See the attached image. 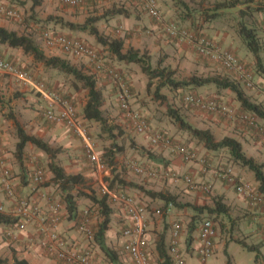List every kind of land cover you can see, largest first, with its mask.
I'll return each mask as SVG.
<instances>
[{
	"label": "crops",
	"instance_id": "0c3cea01",
	"mask_svg": "<svg viewBox=\"0 0 264 264\" xmlns=\"http://www.w3.org/2000/svg\"><path fill=\"white\" fill-rule=\"evenodd\" d=\"M5 2L11 7H16L19 9L26 10L27 8L33 10V5L30 4L29 1L31 0H0ZM33 1V0H32ZM159 8L167 17L170 16L174 20H177L178 23L181 24H188L193 23L197 19L194 16L184 15L180 6L173 7V10L165 12L163 9V0H157ZM187 3V7L183 6L185 9L191 8L190 0H183ZM221 1V0H214L213 2ZM256 3L258 2L255 0ZM126 0H99L98 3H102L104 5H108V9L105 13H102L98 17V22L96 24L99 32L101 34H105L110 38H123L125 41V48L126 42H132V44H136L135 39H132L130 34L132 32H128V37L122 34L123 32L121 29L124 28H132L136 30L141 37V35H145L147 29L152 30L148 41L150 50H156L154 47L159 44H162L161 37L165 36L163 33L160 35L158 24L155 23V20L148 14V13H136L133 11H128L127 15H122L117 13L118 3H125ZM47 6L49 4L52 5V1L46 0L45 2ZM43 4V0H42ZM41 4V5H42ZM60 4V3H59ZM93 2H88L85 5L79 7H69L64 6L61 4V10L55 12L52 7H49V11L51 14H55L58 16H62L65 18V26L62 24H57V20H55L54 24L57 29L59 27H64V29H68V34H75L78 35L80 33L88 34L89 31H80L74 27L69 26L67 23H73L75 25H82L87 23L88 19H91L90 11L92 8H95ZM175 4V3H174ZM208 4V2L203 3V7ZM213 4V3H211ZM39 5V6H41ZM256 6V4H252ZM39 6H37L34 11L38 13ZM57 6V5H56ZM65 9H62L64 8ZM204 7V8H205ZM73 9V10H71ZM192 10V9H190ZM66 11V12H65ZM71 11H75L76 15L69 13ZM35 13V14H36ZM23 15V14H22ZM256 14L253 16L257 17V26L264 30V15L263 14ZM120 16V17H119ZM255 17V18H256ZM22 18V17H21ZM135 18V19H133ZM21 20V19H20ZM96 20V19H95ZM18 21V20H16ZM60 21V19H59ZM62 21V19H61ZM116 21V24L114 23ZM48 22H52L49 20ZM99 23H101L99 25ZM198 23L202 26L199 27L203 32L208 34V36L212 37L216 40L221 46L224 48H228L229 50H233L241 59H243L249 66L252 68L254 72L255 84L256 87L253 89H246L244 88L246 94L251 98V100L262 103L264 105V35L262 40V46L259 53V57L261 60V67L257 65V59L250 51H245L243 54L240 53V49L243 48L242 45L245 47V43L242 45L236 43V38H241L239 33H233L232 30L229 28H219L217 25L213 24L210 20L201 19ZM218 24V23H217ZM95 25V24H94ZM0 27H4L9 31L17 32L19 35H26L31 37L29 34L26 33L25 27L22 23H14L6 21L5 19L0 18ZM209 29L212 30L210 32ZM146 31V32H145ZM90 34V33H89ZM126 35V36H127ZM135 35V34H134ZM146 36V35H145ZM94 40L98 43V47L104 48L107 54H110L108 49L101 45L97 39L92 35ZM130 37V38H129ZM143 38V37H142ZM148 39L144 37L143 40ZM177 41V40H176ZM177 47L180 48V52H183V56L185 55V61L188 62V65L195 69L196 71L203 72L205 71L206 67H209L212 70L213 63L211 60H207L200 55H196L194 52V48L192 46H188L185 44L182 45L181 42H177ZM128 47V46H127ZM42 49V48H41ZM49 49V48H48ZM135 49H139V47H135ZM246 49V48H245ZM47 55H57L63 57L59 53H50L46 48L42 49ZM51 50V49H49ZM127 50V49H126ZM0 52L4 55L5 58L13 61L14 63L30 69L31 71L34 70L37 76L40 79L47 80V84L52 89L59 91L64 97H67L70 101L75 103L77 110L83 111V108L87 101V96L83 99L81 98L80 93H82V88L77 89L74 83L68 84L66 80V76H61V73L55 72L53 69H47L43 66V64L35 62L33 57L26 55L22 50L11 48L7 45L0 44ZM240 53V54H239ZM151 55L153 52L150 53ZM113 57V56H111ZM76 63L72 62L74 66L78 69H81L77 64L80 63L81 59L74 58ZM161 61V60H160ZM159 61V63H160ZM129 64V63H125ZM219 66V65H218ZM164 67V66H162ZM169 68V67H168ZM223 73H228L226 70H223ZM59 72V71H58ZM224 75V74H223ZM228 75V74H227ZM214 76V75H211ZM72 78V77H69ZM96 78H99L96 76ZM74 80V79H73ZM212 87L213 91L215 90L216 93L215 97L220 98L221 100H226L230 104L240 107L241 104L236 100V96L234 92L228 89H219L215 85ZM195 88V87H194ZM210 89V87H207ZM205 87H199L195 89V93L203 92V90H207ZM19 91L23 94L21 96H26V99H30V102H37L42 101L36 94L31 93L29 91L20 89V87L14 82L12 78L9 76H4L0 78V95L9 94L13 100L15 99L16 92ZM212 91V90H211ZM211 93H214V92ZM14 92V93H13ZM204 92H208L204 91ZM210 92V91H209ZM206 94V93H205ZM37 96V97H36ZM34 97V98H33ZM105 98V97H104ZM17 100V99H16ZM136 100V99H135ZM15 101V100H14ZM235 103H238L237 105ZM150 114V112H149ZM5 117L4 112H0V118ZM154 118L155 116L151 117ZM222 120H218L216 118L210 117V123L205 126H201L202 129H210L213 133L216 131V134L223 132L225 136L234 137L237 140L245 139L247 141L248 150L253 149L256 152L261 153L264 151V137H260L258 135H254L251 131L244 129L240 126L235 125L234 123L230 122L227 119L221 118ZM16 122L20 123L17 120H9L7 118L0 119V139L3 143V150L5 160L7 161L8 165L12 170V180L14 185V192L10 195L7 191L4 190L2 185V180L0 177V205L5 208L6 214L9 213L13 207L17 204L18 200L21 198H27L34 202L35 204L41 206L43 213L48 214L52 208V205L49 206L48 202V193H50L51 189L53 188L50 185H47V182L51 180L53 174L51 171H48V177L46 183L36 184L32 180V175L37 169L43 170V158H47L46 154L43 153L40 149L35 147L32 144H28L22 153L17 152L16 145L19 141L18 138V131ZM160 122V121H159ZM7 123V125H6ZM86 124H96L94 121H86ZM23 126V123H20ZM39 125L41 126L40 119L36 117L29 123L26 121V126L23 128L30 134L36 135L39 134L43 138V132H39ZM33 126L36 129L37 134L34 132H30L29 128L32 129ZM65 126L64 123H57L51 126V129L48 130L45 137L46 141H48L51 145L59 143L61 147L65 150L61 156H58V159L61 160V165L65 167L66 171L69 174H77L82 173L84 176L89 180V183H100L104 184L106 181L102 179L103 174L105 176H112L111 168H108L107 171H100L96 169H92L89 161L86 157L84 145L82 139L76 135L73 131L63 130ZM28 129V130H27ZM99 130V127L96 128ZM34 130V129H32ZM101 130H99V133ZM143 137H131L132 140L130 141V145L126 147L125 153H123L122 157H119L117 161L119 162L116 166V173H120L121 175L126 174L131 180L136 182L138 186L135 188H131L127 190L130 196H134L139 202L146 205L148 211V238H149V245L150 250L152 251L154 261L158 254L156 253V242L158 237L161 235H165L166 243L169 244L170 238L169 234L172 232V226L174 223L179 222L182 224V237H181V248L183 254L186 259L187 264H193V262L188 261L186 257L190 256L192 258H196L199 261L205 263L207 260L201 258L200 248L202 246L200 240L201 234V223H199L196 231L192 234V241L191 246H189L188 237L190 231V225L194 218V216L201 212L200 209H196V207L200 208L202 206H213L214 198L215 197H222L224 201L227 203L229 208H231V200L228 198L226 192L230 190V185L226 182L219 179L217 176L214 175L215 169L218 166H215V161H213V156L216 154H211L209 150H207L204 146L201 148L194 149L197 152L198 159L194 161H185L181 156L176 153H173L169 149L154 147L150 143V139L148 135H142ZM95 141V140H94ZM96 142V141H95ZM109 142V141H107ZM126 142V140L124 141ZM104 144H106V140H104ZM99 145V144H98ZM192 145H194V141H192ZM98 152H100L98 150ZM101 151L100 153H103ZM258 153V154H259ZM67 156V157H64ZM127 158L126 161H123ZM201 157L208 158L209 162L212 163V166L204 168L205 166L202 165L200 162ZM256 156L252 157L255 158ZM121 158V159H120ZM134 158L136 161L142 163L143 165L146 164L152 167H158L163 169H169L179 173L181 176H190L192 177L195 182L199 185L197 190L192 189L183 181V179L179 181H172V180H158V179H150L147 177L139 176L134 174L129 168H126L125 165L128 161ZM212 158V159H211ZM123 159V160H122ZM256 159V158H255ZM47 163V162H46ZM223 163V162H221ZM220 163V164H221ZM229 168L233 171V165L242 166L234 163H226ZM220 167V166H219ZM223 167V166H222ZM221 167V168H222ZM109 178V177H108ZM107 178V179H108ZM106 179V180H107ZM220 183V188L218 187ZM202 186H210L212 190L211 193L205 192L201 189ZM258 186V185H257ZM105 187V186H104ZM85 191V190H84ZM147 191H153L159 193L156 197H152L148 195ZM87 192V191H86ZM161 194V196H160ZM164 196L174 198L175 202L167 203L164 200ZM242 196V195H241ZM238 196L239 202H243L248 204L249 210L253 213L264 215V205L254 206L248 201L245 197ZM79 200V198H78ZM80 202V201H79ZM238 203V201L236 202ZM119 205V209H115V213L112 217V224L111 228L106 232V244L115 250L119 254V264H133L131 258L126 253L124 249V245L126 242V238L123 235L124 229L129 225L130 218L125 210V208L121 204ZM251 214V213H250ZM206 216V215H205ZM260 229L262 226L259 227ZM58 232L65 241V248L69 250H77V251H90L95 259L100 264H113L110 259L103 253L100 246L95 242L93 239H87L84 234H82L78 230L77 220L70 219L68 212L66 209L61 213V220L58 226ZM264 233V229L262 230ZM13 234V235H12ZM11 237H10V236ZM9 236V237H8ZM40 233L38 230V226L35 224H30L26 229L22 231L16 230L14 227H8L1 225L0 226V257L8 258L11 263H13L14 255L18 256L19 258H24L29 261L31 264H65L61 262L54 255H50L48 251L40 244ZM43 237H47V234H43ZM218 238V237H217ZM154 250V251H153Z\"/></svg>",
	"mask_w": 264,
	"mask_h": 264
},
{
	"label": "built area",
	"instance_id": "2783aa9c",
	"mask_svg": "<svg viewBox=\"0 0 264 264\" xmlns=\"http://www.w3.org/2000/svg\"><path fill=\"white\" fill-rule=\"evenodd\" d=\"M60 4L69 7L82 6L86 0H57ZM141 4L147 13L164 27L165 32L172 39L179 42H186L203 58L220 64L232 76L239 80L247 89L256 87L254 75L245 62L237 56L232 50L224 48L216 40L210 38L202 31L189 30L174 23H167L164 15L159 8L157 0H135ZM0 15L12 17L16 20L21 19V15L14 9L0 6ZM42 38L46 47L52 50H58L71 58L87 60L92 69V75L107 78L113 81H124L122 73L117 69L106 64L101 58L96 48L85 42L81 38L65 35L56 31L45 30ZM9 76L23 90L36 94L45 106L42 108V115L52 122L64 123L66 127L78 135L83 142L86 157L91 168L107 171L102 153L96 150V144L93 138L88 134L87 128L82 124L83 120L78 116L77 108L70 100L57 90L52 89L42 79H40L31 70L22 67L13 61L0 55V78ZM131 92L125 85L118 88V102L124 111L126 118L131 122L136 131L149 136L152 146L171 150L173 153L181 156L185 161H194L198 159L197 152L190 146L180 142L167 132H156L145 117L132 109L130 104ZM184 103L192 109L201 112L219 115L233 122L242 123L247 127L254 129L258 136L264 137V126L259 118L250 113L238 112L232 104H227L215 96H205L199 93H189L184 97ZM204 168L210 166L208 159L200 158ZM132 169L139 175L150 179L179 181L183 179L189 187L194 190L199 185L190 176H181L179 173L158 167L148 165H138L133 163ZM215 174L225 179L229 185L233 186L237 193L248 199L254 206L264 203V196L258 191V187L250 183L242 182L233 175V171L228 167H217ZM0 177L4 190L10 195L14 192L12 180V170L5 160L3 143L0 139ZM44 179L42 169H37L32 180L36 184H41ZM202 190L210 192V186H202ZM104 193L109 194L110 198L116 204H121L129 218L130 223L124 229L123 235L126 238L124 249L131 258L133 264H155L152 253L149 249L148 238V211L144 204L139 203L134 197L114 193L105 187ZM63 206L55 203L48 214H43L41 206L35 204L27 198H21L13 209L7 213L17 219L14 228L18 231L26 229L30 224L38 226L40 233L39 242L58 260L65 264H100L90 251H77L65 248V241L58 232V226L61 220V210ZM0 212L6 213L5 208L0 205ZM89 213L86 211L80 218L77 225L79 231L88 239H92L94 232ZM182 224L176 222L172 226V232L169 241V253L173 264H187L181 248ZM47 234V237H43ZM13 235V234H12ZM217 237V229L212 219H205L201 225L200 248L201 258L207 260L212 254Z\"/></svg>",
	"mask_w": 264,
	"mask_h": 264
},
{
	"label": "rangeland",
	"instance_id": "374dc122",
	"mask_svg": "<svg viewBox=\"0 0 264 264\" xmlns=\"http://www.w3.org/2000/svg\"><path fill=\"white\" fill-rule=\"evenodd\" d=\"M50 1L53 2L52 5L49 4L47 6V4L45 3L46 0H43V4L41 6H39V8H37L38 13H36L34 11V9L31 10V8L30 9L27 8L26 10H24V9L18 10V8L14 7V6L11 7L8 4H6L5 2L0 1V6H5V7L11 8V9H14L22 17L21 20H18V21H16V19H14L12 17H7V16H3V15H0V18L5 19L6 21H9L11 23L13 22V24L14 23H17V24L22 23V25L25 27L26 33L29 34L34 39V41L40 46V48H42V49L46 48L50 53H54V54L59 53L60 55H63L65 59L70 61V63H72V62L76 63L74 58H71L68 55L63 54L58 50H52V49L49 50L48 47H46V45L44 44V40L42 38L43 32L45 30H48V31L53 30V31H56V32L61 33V34L81 38L85 42H87L88 44H90L91 46H93L94 48L97 49L99 55L105 61L106 64L110 65L111 67H114L115 69H117L118 72L122 73V75L124 76L123 77L124 81L122 83L119 81H113V80L103 78V77L97 78L98 86H99V88H101L103 90L104 97H105V103L103 106V113H104L105 117H107L111 123L119 125L124 131V136H121L117 139V141L120 143V145H124L125 147H127L131 144L130 143V141L132 140L131 137H133V138L134 137H143L142 135H145V134L138 133L136 131L134 126L131 124V122L126 118L124 111L121 109V107L119 105L118 88L120 87V85H125L127 88H129V90L131 92L130 104H131L132 109L138 113H141L145 117V119L150 123V125L153 127L154 131H156V132H167L171 136H173L174 138L178 139L180 142L192 147L195 150L196 149L199 150V148H201V146H203V148H204L203 144H199L196 140H193L192 137L190 136V134L184 130H181L177 126V124L168 115V106H171L172 108L177 110L179 112V114L188 123H190L191 125H193L194 127H197V128H200L201 126L208 125L210 123V120H209L210 117H212V118L214 117L218 120H222L221 118H224V117H221L219 115L210 114V113L201 112L197 109H192L191 107L187 106L184 103V97L189 93H195V89L199 88V87L194 88L193 86H189V87L186 86V87L180 88V89H173V88L167 87V86L163 87L161 89L160 93L164 94L167 97V104L161 102L160 100L157 99V96H156V89H157V85H158L159 81L154 80L153 83L151 84V86H149L150 79L143 72V70L139 64H136V63L125 64L128 62L119 61L115 57H111V54H107L106 50L104 48L98 47V43L96 42V40H94L92 35L89 33L88 34L80 33L78 36L75 34H68L67 32H69V30L64 29V27H59L58 29L56 27H54L55 26V24H54L55 20H57L56 21L57 24H62L63 26H65L66 23L64 20L65 18L63 16L61 18V16H58V14L57 15L51 14V12L49 11V7H52L53 10H55V12H57L58 10H61V8H60L61 4H59V2L57 0H50ZM98 1L99 0H86V2L84 3V5H85L88 2H93L92 5L95 8L91 9V11H90L91 16L90 17H91V19H96L94 21L95 26L98 22L97 21L98 17L102 13H105L106 10L108 9V5L98 3ZM213 1L214 0H190L189 2L191 4V8L185 9L181 5L174 4L175 3L174 0H163V2H164V4H163L164 13L173 10V7H175L177 5V6H180L184 15L194 16V18L197 19L195 22H193V23L190 22L186 25L178 23L177 20H174L172 17L170 18V16L167 17L165 14H163V15H164V18H165L167 23H174L176 25H179L181 27H185V28L192 30V31H194V30L202 31L199 28L202 26L198 23V21H201L202 18L203 19L206 18L204 16L205 15L204 14L205 9H206V7L210 8L212 6L211 3H215ZM257 1H262V3H264L263 2L264 0H257ZM29 2L31 5H33L32 0ZM204 2H208V4H205L206 7L204 6L205 8L202 6L203 5L202 3H204ZM255 3H256V1H255ZM118 6H119L118 8H122L126 12L133 11V12L140 13V14L147 13V11L144 9V7L141 4L135 2V0H126L125 3H118ZM62 9H65V7ZM190 9H192V10H190ZM71 10H73V9H71ZM190 12H191V14H190ZM69 13H72L74 15L76 12L71 11V12H68L67 15H69ZM99 13H100V15H99ZM257 16H259V15H257ZM59 19H60V21H59ZM61 19H62V21H61ZM133 19H135V18H133ZM49 20H52L53 23L48 22ZM244 20L245 19H243V18L238 19V15H237L236 11L230 10L226 13L224 12L221 19H216V20H213L212 22H213V24L217 25L218 29L227 27L230 30H232L233 33H239L238 32L239 25ZM114 23L116 24V21H114ZM155 23H156V21H155ZM100 24L101 23H99V25ZM156 24H158V23H156ZM156 26H158L159 31L162 32V33H160V35H162L164 33L165 36L161 37L162 44H159L158 46L156 45L154 47L156 50H154V51L150 50L149 44H147V43H149L148 41H150L149 37L152 38V36L150 35L152 30L147 29V31H149V32L145 31L146 36L141 35V37H139L138 36L139 34L137 32H135L136 30H134L132 28L128 29V28L123 27V29H121V31L123 33L118 34V35H121V36L124 35L125 37H128L127 33L132 32V34H130V36L132 37V39H135L136 44L133 45L132 42H126V45L128 46V47L126 46V49H128L130 47H133V48L139 47L138 50L142 54L146 55V57L148 56L147 59L150 61L153 68H157L159 66L160 67L164 66L167 68L169 67L170 69H174L176 71L174 78L177 81H188L194 75L202 76V77H208L211 75H218V74H222V75L228 74L229 75V73H223L224 72L223 70H225V68L222 67L218 63H216V65L213 64L211 66L212 70H210L209 67H206L205 71H203V72L196 71L195 69L191 68L188 65V62L184 60L185 55L183 56V52H180L181 47L179 48L176 46L177 42H179V41H176V40L172 39L170 36H168L162 25L158 24ZM208 30L210 32H212L211 29L208 28ZM203 33H205V32H203ZM206 35L208 36V34H206ZM147 36H148V39L145 38L146 40H143V38L147 37ZM210 38H212V37H210ZM236 43L242 45L244 43V40L241 39L240 37L236 38ZM181 44L183 45L184 42H181ZM185 44L190 46L186 42H185ZM242 47L243 48L240 49L241 54H243L245 51H249L248 48L246 47V45H245V47L242 45ZM151 52H153L152 55L150 54ZM194 52L196 53L197 56L199 55L196 51H194ZM159 61H160V63H159ZM213 63H215V62H213ZM77 65L79 67H81V70L84 71L85 73H87V74L92 73L90 63L87 60H80V63ZM54 71L57 73H60L57 70H54ZM32 72L36 74V72L34 70H32ZM63 75L64 74L61 73V76H63ZM42 80H44L47 83V80H45L44 78ZM66 80H67L68 84L72 85L74 83L73 78H69L68 76H66ZM203 87H205V86H203ZM207 87H210V89H208ZM212 87H214V86L213 85H207L206 88H207L208 92H204L207 90H203V92H201L199 90V92H200L199 94L205 95V96L215 95L216 91L215 90L213 91ZM82 90L83 91H82V93H80V95H81V98L83 99L85 96H87V91L83 88H82ZM211 90L214 93H211L212 92ZM20 94H23V93H21L19 91L16 92V94H15L16 96H14L15 101L10 97L12 95H9V94H3L2 96L0 95V112L1 113L4 112V116H5L3 118H7L9 120L12 119V121L17 120L20 123H23V126L25 127L26 121H29V123H30L31 121H33V119L38 117L40 119L41 126H42V128H41L39 125L38 131L41 133L43 132L42 133L43 134L42 139L46 140L44 136H46L47 133H49L48 130L51 129L52 124L49 123L45 119L44 115H42V113H43L42 108H44V106H45L44 102H42V101L30 102V99H26V96H21ZM235 104L237 105L238 103H235ZM149 112H150V114H149ZM78 113L81 114L82 111L78 110ZM152 116L156 117L155 120H154V118H151ZM3 118L1 117L0 119H3ZM224 119H226V118H224ZM82 124L87 128L88 134L93 138V140L96 141L95 144H96V150L97 151L98 150L100 152L104 151L107 146H110V144H111L110 141L107 142V140H106V144H104V140L99 137L100 136L99 135L100 134L99 133L100 125L99 124H97L98 126H96V124H86V122L85 123L82 122ZM6 125H7V123H6ZM97 127H99V130L96 129ZM32 129H34V130H32ZM32 129L29 128L30 132H34V134L38 133L36 131L37 128H35L33 126ZM63 130L65 131V130H67V128L64 126ZM37 135L40 136L39 134H37ZM214 135H215L217 140H220L223 137H225V133H223V132L216 134V131H215ZM125 140H126V142H124ZM192 141H194V145H192ZM239 141L242 143L243 148H244V152L248 157L256 156L255 157L256 159L255 158L254 159L258 163H261V164L264 163V151H261V153L258 152L259 153L258 154L256 152V150H253V149L248 150L247 141L245 139H241ZM150 143H151V141H150ZM52 146L59 147L60 144L57 143V144H53ZM210 152H211V154L216 153L213 156V161H212V162L215 161V166H218V167L219 166H221V167L227 166L225 164L228 162L231 163V161H232L229 153L226 150L210 151ZM63 153H65L64 149H63V152L59 156H61ZM122 155L123 154H119L117 156V159L119 157H122ZM64 157H67V156H64ZM201 158H204V157H201ZM126 159L127 158L125 157V159L124 160L122 159V160L126 161ZM58 161L60 164H62L61 160L58 159ZM46 162H47V158L46 159L43 158V170H42L43 174H44L43 183L47 182L48 171H49V168H48V165ZM221 162H223V163H221ZM117 163H119V162H117ZM210 164L212 166V163H210ZM144 165L146 166V164H144ZM233 175L235 177H238L244 183H250L253 186L258 187L257 186L258 182L256 180L255 173L246 167L239 168V166L233 165ZM108 177L110 178L111 176H105L103 174L102 179H104L106 181L104 184H100V183L98 184L95 182V183H92L89 185V187L94 189L95 193L99 197H101L104 194L105 187L108 188L109 181L106 180ZM218 187L220 188V183H219ZM84 190L87 191L88 193H91V191L89 189H84ZM226 194H227L228 198L231 200L232 206L230 208V212L228 214H222L220 216H213V217L209 216L208 217V215H206L203 217L204 219H206V217L208 219H212L216 223L217 232H218L217 237L218 238L216 237V243L214 246L213 254L207 259V262H205V263L199 261L196 258H192L190 256H188L186 258L188 259L189 263L193 262V264H264V233L262 232V230L264 229V215L253 213L252 211L249 210L248 204L243 203V202L242 203L239 202L238 196H241V195L236 192V190L233 186H230V190L228 192H226ZM47 196H48L47 200L49 202V206H51V205L53 206L55 203H60L63 206L61 213H62V211H64L66 209V206H65V203L63 200V196H62V193L60 191H57L55 188H52L50 193H48ZM78 201H80L79 207H80L81 216L86 211H88L89 218H90L91 223H92L91 226H92V228H95L97 226V224L102 220V217L99 214L97 208L95 206H93V202L88 198L79 197ZM237 201H238V203H236ZM262 205H264V203L260 204V206H262ZM114 206H115V209H119L118 208L119 205L115 204ZM91 209H92V211L90 213ZM43 214H45V213H43ZM201 222H202V219H201ZM260 226H262L261 229L259 228ZM196 233H197V231H196ZM170 236H171V233L169 234V238H170ZM234 237L246 240V242L249 245H256V244L262 243V245L260 247V251L258 253L259 258L257 259V252H252V251H249L248 249L244 248L240 243H238L237 241H235L233 239ZM155 255H156V253H155ZM156 257H158V256H156ZM155 259H156L155 264H160L158 261L159 259L158 258H155Z\"/></svg>",
	"mask_w": 264,
	"mask_h": 264
},
{
	"label": "trees",
	"instance_id": "16d2710c",
	"mask_svg": "<svg viewBox=\"0 0 264 264\" xmlns=\"http://www.w3.org/2000/svg\"><path fill=\"white\" fill-rule=\"evenodd\" d=\"M174 1L177 5L187 7V3L183 0ZM254 3L255 0L216 1L210 8L206 7L204 16L206 17L205 20L213 21L216 19H221L224 12L226 13L230 10H234L238 15V19H245L240 23L238 32L243 38L248 50L256 57L257 65L260 68L261 60L259 57V53L263 48V36L261 35H264V30L261 29V27L259 28L257 26L258 19L253 15H264V3H262V1H258L257 3H255L256 6H253L252 4ZM41 4L42 0H33V9ZM117 13L127 15V12L122 8L117 9ZM94 21L95 19H88L87 23L82 25H75L73 23L67 24L80 31L88 30L89 33L93 35L101 45L108 49L111 56L115 57L117 60L139 64L143 72L150 79L149 86H151L154 80L159 81L156 89V96L157 99L161 102L167 104V97L164 94L160 93L161 89L166 86L173 89H180L186 86L203 87L207 85H215L219 89H228L234 92L236 100L241 104L240 107L233 105L237 108L238 112L250 113L257 116L264 126V105L262 103L251 100V98L246 94L244 90L245 86L239 80L235 79L232 74L226 69L225 70L229 73V75L218 74L208 77L194 75L188 81H177L174 78L176 74V71L174 69L160 66L157 68H153L150 61L147 59L148 56L146 57V55L142 54L138 49H135L133 47H130L126 50L125 41L122 38H110L108 36H105L104 34H101L98 28L94 25ZM0 44L22 50L26 55L33 57L35 62L43 64L45 68L54 69L64 74L65 76L72 77L74 79V85L76 88H83L87 91V101L83 108V111L81 114H77L84 123L86 121H94L99 124L101 130L99 137L103 140L111 142L110 146H107L104 150V153H102V158L105 164L112 170V176L107 179L109 181L108 189L114 193L129 195L128 193H126V191L130 190L133 187L135 188L136 186H138V184L131 180L126 174L121 175L120 173H116V166L118 164L117 156L119 154L125 153L126 151V147L124 145H120V143L117 141L119 137L124 136V131L119 125L111 123L109 119L105 117L103 113V106L105 103L104 93L103 90L98 86L96 76L87 74L81 69H78L76 66L71 64L70 61L63 57L57 55H47L32 37L19 35L17 32L9 31L4 27H0ZM0 55L4 57L1 52ZM245 64L251 69L254 75V72L249 64H247L246 62ZM64 98L68 99L67 97ZM224 102L230 104L226 100ZM71 103L73 102L71 101ZM73 105L75 106V103H73ZM168 115L181 130L188 132L193 140H196L199 144H203L207 150H226L234 163L242 167H246L254 172L256 180L258 182V191L264 196V163H258L254 158L248 157L245 154L243 145L239 140L230 136H225L222 139L217 140L214 133L210 129L194 127L171 106H168ZM47 121L52 125L57 124L56 122H52L49 120ZM229 121L257 135V132H254V129L247 127L240 122L237 123L231 120ZM16 125L19 138V141L16 145L17 152L19 154L22 153L28 144H32L46 154L48 168L53 174V177L49 182H47V185L52 186L57 191H60L62 193L66 210L69 214L70 219L77 220V225L80 222V218L82 216L80 214V205L78 201L79 197L88 198L93 202V206L97 208L99 214L102 217V220L97 224L95 228H93L94 235L92 239L95 240V242L100 246L103 253L110 259L111 262H113V264H119V254L106 244V232L111 228L112 217L115 213L114 205L116 203H114V201L110 198L109 194L104 193L101 197H99L95 193L94 189L89 187V180L84 176V174H69L66 171L65 167L62 166L58 161V156L63 152L62 147H54L48 141L42 139L41 137L28 133L18 122H16ZM133 163L142 165L134 158H131L125 165V167L129 168L136 175H139L132 169L131 165ZM223 167L226 168L227 166ZM214 175L217 176L215 173ZM217 177L228 184V182L221 176ZM84 189H89L91 193L84 191ZM212 190L213 189H211V191L208 193H211ZM146 193L152 197H156L157 195H159V193L153 191H147ZM163 198L167 203L175 202L174 198L172 197L164 196ZM196 209H200L201 212L197 213L191 222L188 237L189 246H191L192 234L197 230L199 223H202L204 221L203 217L205 215H208V217H213L220 216L222 214H228L230 212L229 206L222 197H215L213 206H202L200 208L196 207ZM91 211L92 209L90 210V213ZM16 222L17 219L13 218L10 214L0 212V226L4 225L8 227H14V224ZM233 239L249 251L257 252V259L259 258L258 253L260 251L262 243L249 245L244 239H239L237 237H234ZM153 254L154 252L152 253V256ZM156 254H158L157 256L160 264H173L169 253V244L167 245L166 243L165 235H161L157 239ZM0 264L31 263L24 258H19L18 256L14 255L13 263H11V261L6 257H0Z\"/></svg>",
	"mask_w": 264,
	"mask_h": 264
},
{
	"label": "clouds",
	"instance_id": "9594fccd",
	"mask_svg": "<svg viewBox=\"0 0 264 264\" xmlns=\"http://www.w3.org/2000/svg\"><path fill=\"white\" fill-rule=\"evenodd\" d=\"M206 219H208V218H206ZM203 220H205V219H203ZM214 223H215V221H214ZM201 225H202V223H201ZM215 226H216V223H215ZM216 229H217V227H216ZM217 235H218V232H217ZM215 243H216V239H215Z\"/></svg>",
	"mask_w": 264,
	"mask_h": 264
}]
</instances>
